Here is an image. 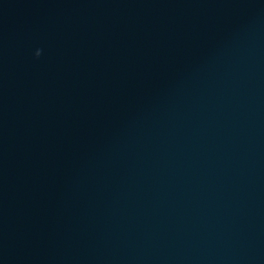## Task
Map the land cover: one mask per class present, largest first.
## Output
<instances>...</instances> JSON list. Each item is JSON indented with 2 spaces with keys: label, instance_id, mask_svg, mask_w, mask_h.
<instances>
[{
  "label": "water",
  "instance_id": "1",
  "mask_svg": "<svg viewBox=\"0 0 264 264\" xmlns=\"http://www.w3.org/2000/svg\"><path fill=\"white\" fill-rule=\"evenodd\" d=\"M0 264H264V0H0Z\"/></svg>",
  "mask_w": 264,
  "mask_h": 264
}]
</instances>
